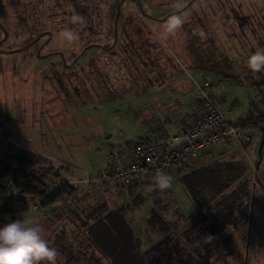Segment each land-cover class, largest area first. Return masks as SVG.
<instances>
[{"label":"rangeland","instance_id":"rangeland-1","mask_svg":"<svg viewBox=\"0 0 264 264\" xmlns=\"http://www.w3.org/2000/svg\"><path fill=\"white\" fill-rule=\"evenodd\" d=\"M76 16L82 21L74 20ZM0 26V140L29 150L60 174L70 171L85 182H95L111 148L150 138L160 116L174 121L168 115L187 110L198 95L195 89L187 99L181 98L180 86L192 81L187 78L200 83L211 68L227 70L236 83L224 78L222 85L227 88L221 92L233 89L235 98L222 103L221 97L209 93L233 120L238 117L234 113H244L247 99L260 97L259 90L264 89V71L248 67L249 58L264 49V0H0ZM64 31L78 34L79 39H65L60 35ZM42 32H51L50 40L42 34L33 47L9 53ZM91 43L94 46L84 49ZM56 51L61 54L42 56ZM191 86L196 87L193 82ZM230 108L236 112L231 114ZM133 188L144 189L137 184L127 187ZM170 190L182 212L195 210L177 181ZM33 206L28 216L14 219H35L49 245L60 253L58 264H74L76 241L83 237L71 233L72 227L58 230L64 220L61 215ZM72 208L71 200L65 213L74 216L77 208ZM142 209L149 212L147 204ZM219 211L225 213L220 206L209 213L203 210L184 225H195L189 238L201 260L264 264V222L253 228L248 259L242 261L236 246L240 229L235 225L223 229ZM237 216L233 214L231 223L242 221ZM66 218L82 225L75 217ZM136 221L145 246L143 236L148 238L149 228L141 218ZM244 225L247 230L249 221ZM184 227L178 231H185ZM227 236L229 250L216 249ZM174 245L173 240L166 244ZM166 246L149 252L152 264H189L185 255L168 258Z\"/></svg>","mask_w":264,"mask_h":264},{"label":"trees","instance_id":"trees-1","mask_svg":"<svg viewBox=\"0 0 264 264\" xmlns=\"http://www.w3.org/2000/svg\"><path fill=\"white\" fill-rule=\"evenodd\" d=\"M41 34L47 35L48 33L42 32ZM39 35L30 40L24 48L16 49L17 52L33 47L43 36L38 38ZM92 46H94L93 43L87 45L84 49ZM51 54L61 53L56 51ZM80 54L76 58L80 57ZM198 96L195 104L201 100L199 93ZM175 103L179 105L178 100ZM188 116L189 112L187 119ZM255 118L240 122L250 126L264 122L263 118H259L258 120H255ZM157 135L158 128L155 127L153 136H149L150 138L146 137L134 142L123 141L117 146L151 140ZM43 161L29 150H24L10 142L0 140V225L5 224L9 219H14L16 216L28 213L34 207L33 205H35L36 209H44L50 215L59 214L57 211L63 209L60 215L64 220L60 221L61 225L58 227V230L72 227L71 233L73 231L74 233L78 232L83 237V240L76 241L79 248L74 264H152L149 260V252L151 250L156 251V248L165 247L172 240L175 245L171 247H173L172 249L175 250V253L172 252L171 247L166 246L170 252L168 258H172L173 254H181L188 258L186 262L189 264L193 262L194 264H208V262L201 260L198 250L194 247L195 241L189 238V232L194 224L190 227L188 225L184 227L192 215L184 220L182 219V222H180L179 220H165L161 214L153 213L148 219V221L150 220L148 227L151 226L160 232L161 236L151 246L144 247L141 245V231L132 227L130 215L137 209L136 206L138 205L136 203L138 204L140 199L152 201L154 204H157V208L160 202L166 199V197H160V193H163V191L161 192L159 189L154 188L153 183L137 184L147 191L150 189L154 190L155 192L151 195L128 198L119 197L118 199L117 193L120 192V189L129 186L107 185L98 182H87L81 187L66 184L61 179L60 172L50 165L45 166V164H42ZM198 161L199 159L188 161V163L194 164ZM182 164H187V162L175 163L172 166L178 167L179 171ZM179 182L188 192L192 203L196 207L193 217L206 209H208V213L219 206L225 209V213L218 212L222 228L224 229L228 225H230V228L232 225L239 227L240 232L236 243L239 252L237 253L238 260H247L250 234L253 232L255 224L251 220V214L247 213L250 193L248 186L249 178L244 176V173H242V170L238 166L227 162L220 165L208 166L201 171H188L179 178ZM37 200H40V202H37ZM71 200L73 201L72 210L77 208L74 216L65 213L64 209L66 203ZM218 200L219 202L214 204ZM163 204L166 205L165 203ZM85 210L88 212L84 213L86 212ZM233 214H237L242 221L234 223L232 219L231 223ZM66 217H75L76 220L82 221V225L78 226L74 220ZM247 220L249 221V227L246 230L244 223ZM251 222L252 224L254 223L252 225L253 228L250 225ZM183 227L185 231H178ZM246 231L249 233L245 234ZM229 245L230 240L229 236H227L216 249L225 250L228 247L229 250Z\"/></svg>","mask_w":264,"mask_h":264},{"label":"built area","instance_id":"built-area-1","mask_svg":"<svg viewBox=\"0 0 264 264\" xmlns=\"http://www.w3.org/2000/svg\"><path fill=\"white\" fill-rule=\"evenodd\" d=\"M191 80L201 100L190 108L185 125L172 133L169 120L158 118V135L154 139L126 143L108 151L103 171L95 182L126 186L150 184L158 172L168 173L175 163L197 160L214 146L244 147L252 142V126L230 121L216 106L209 94L211 81L208 78H202L200 83ZM255 117V120L264 119V113Z\"/></svg>","mask_w":264,"mask_h":264},{"label":"crops","instance_id":"crops-1","mask_svg":"<svg viewBox=\"0 0 264 264\" xmlns=\"http://www.w3.org/2000/svg\"><path fill=\"white\" fill-rule=\"evenodd\" d=\"M203 74L204 72L199 73V75H203ZM228 74H227V70L214 67L209 70V73H205V76L203 77V78L211 79L212 89L210 91L212 95H214V97H217V96L219 98L221 97L222 103L232 101V98H235L233 94L235 91H233V89H228V93L221 92L222 90L224 91V89L227 88L226 86L223 88V85H222L223 83L222 80L224 78L230 80L229 82H235L233 79H230L232 77H230ZM187 79H190L189 80V83H190L191 78H187ZM191 83H190V86L187 84V82L183 83L180 86V90L178 92L181 94L182 99H187L186 95L188 96L189 92H194L195 88L194 86H191ZM236 90H239V86L237 87ZM259 91L261 93L260 97L259 96L255 97V99L250 97L249 99H247V102H245V104L242 105V106L245 105L244 107H246L244 113H240V112L238 113L235 110H233L234 108H230L228 112H230L231 114H233V112H236L234 114H236V116L238 117H235L234 120L232 118L229 119V117L227 118L230 121H238V120L242 121V120L253 118L260 113H264V99H263L264 89L260 88ZM198 97L199 96L197 95L196 99L194 100L191 99L190 103L187 105L188 108L186 111L183 110L184 112L181 111L182 112L181 113L180 111L174 110V112H172L173 115L172 114L168 115V116H173V118L176 119L174 121L168 119L169 124L173 123L170 127L168 126L170 132L176 133L184 126L185 120L187 119V114L189 112L188 110H190V107L195 104ZM236 100L234 101L237 102ZM257 104H260V106L259 107L256 106ZM161 110L164 111L163 108ZM255 112L257 115L254 114ZM164 113L166 114V110L164 111ZM252 126H253L252 127L253 128V140L249 145L244 146V147H239L235 144H229L226 146H218V145L214 146L209 151H207V153L200 156L198 158L199 161L197 163L190 164L187 162V164H182L179 171H178L179 169L178 167L176 168V166H172L170 169L171 171H169L168 174L173 177V182L177 181V183L182 186V184L179 182V178L182 177L183 174L188 171L189 172L190 171L192 172L201 171V170H204V168L208 166L220 165V164H224L227 162H229L230 164H233L234 166H238V168L242 170V173H244V176L249 178L248 186H249L250 193H249V199H248V204H247V207H248L247 213L251 214V217H252L251 220L255 222V224L254 223L253 224H254V228L256 229L258 228L259 223L264 222V122L259 123L257 125L254 124ZM153 131L154 130L152 129L150 136H153ZM60 171H62V169H60ZM61 176H62L61 179L66 184L81 187L85 183H87L84 181L85 178L81 179L77 177L76 175H74L73 173H70V171H65L64 173L61 172ZM183 190L188 195V192L184 189V187H183ZM153 192L155 191L152 189L148 191L145 189H139V188L137 189L133 188L129 190L126 187V188L120 189V192L117 193V198L118 199L119 197L128 198L132 196L142 197V196L151 195ZM171 193L172 192L170 189H167L163 191V193H160V197L161 198L166 197V199L160 202V204L158 205L159 206L158 208L156 206L157 204H154L152 201H143L142 199H140L139 200L140 202H138V204L136 203V205H138L139 207L136 206L137 209L133 212V214L130 215L132 219V220L130 219L131 225L134 229L136 230L141 229L139 223H137L136 221L137 217L141 218V220L143 221L145 225L144 227L149 228L148 238H146V236H143L144 241L147 240L144 242L145 246H151L156 240L158 241V239L161 236L160 232L156 231L151 226L148 227V222H150V220L148 221V219L151 217L153 213L161 214L165 220H170V221L179 220L180 222H182V219L184 220L185 218L191 215H194L196 211V207L192 203L193 206L195 207V210H193L190 213L182 212L181 208L178 206V204L173 199ZM163 203H165L166 205H164ZM144 204H147L149 206V212L147 213H146V210L142 209V206ZM37 210L45 211L44 209H40V208ZM139 211L141 212L138 213ZM57 212H59V215H60L61 211H57ZM25 215L28 216V213H26ZM253 224L251 222L250 225L252 226Z\"/></svg>","mask_w":264,"mask_h":264},{"label":"clouds","instance_id":"clouds-1","mask_svg":"<svg viewBox=\"0 0 264 264\" xmlns=\"http://www.w3.org/2000/svg\"><path fill=\"white\" fill-rule=\"evenodd\" d=\"M82 21V17H74ZM68 40H78V34L64 31ZM250 70L264 71V49L254 53L248 62ZM173 177L163 171L156 174L153 187L165 191L172 187ZM44 229L31 217L11 219L0 225V264H58L60 253L42 235Z\"/></svg>","mask_w":264,"mask_h":264},{"label":"flooded vegetation","instance_id":"flooded-vegetation-1","mask_svg":"<svg viewBox=\"0 0 264 264\" xmlns=\"http://www.w3.org/2000/svg\"><path fill=\"white\" fill-rule=\"evenodd\" d=\"M47 33H48V34H47V41H48V40H50L51 33H50V32H47ZM49 33H50V35H49ZM41 36H42V35H41ZM41 36H40V37H41ZM40 37H39V38H40ZM47 41H46V42H47ZM44 45H45V44H44V42H43V43L40 45V47L38 48V50H37V52H36V56H37V57H41L40 54H39V51L41 50V48H42ZM14 51L17 52L16 49H15V50H11L10 52H14ZM51 53H54V52H50V53H48V54H51ZM48 54H45V55H42V56L44 57V56H47Z\"/></svg>","mask_w":264,"mask_h":264},{"label":"water","instance_id":"water-1","mask_svg":"<svg viewBox=\"0 0 264 264\" xmlns=\"http://www.w3.org/2000/svg\"><path fill=\"white\" fill-rule=\"evenodd\" d=\"M1 28H2V26H0ZM42 34H40L39 36H38V38L41 36ZM49 35H50V33H49ZM7 37V32L6 31H4V38H6Z\"/></svg>","mask_w":264,"mask_h":264},{"label":"bare ground","instance_id":"bare-ground-1","mask_svg":"<svg viewBox=\"0 0 264 264\" xmlns=\"http://www.w3.org/2000/svg\"><path fill=\"white\" fill-rule=\"evenodd\" d=\"M253 127V126H252Z\"/></svg>","mask_w":264,"mask_h":264}]
</instances>
